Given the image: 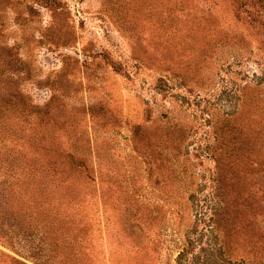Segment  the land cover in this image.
<instances>
[{
  "label": "rangeland",
  "instance_id": "374dc122",
  "mask_svg": "<svg viewBox=\"0 0 264 264\" xmlns=\"http://www.w3.org/2000/svg\"><path fill=\"white\" fill-rule=\"evenodd\" d=\"M0 264H264V0H0Z\"/></svg>",
  "mask_w": 264,
  "mask_h": 264
}]
</instances>
